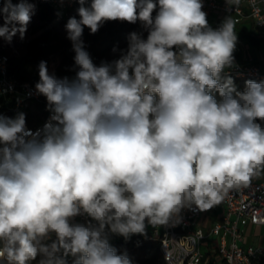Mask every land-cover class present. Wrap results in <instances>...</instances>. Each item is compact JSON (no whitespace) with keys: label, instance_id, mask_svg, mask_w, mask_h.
<instances>
[{"label":"clouds","instance_id":"obj_1","mask_svg":"<svg viewBox=\"0 0 264 264\" xmlns=\"http://www.w3.org/2000/svg\"><path fill=\"white\" fill-rule=\"evenodd\" d=\"M67 2L79 5L65 24L74 75L37 65L47 120L33 131L24 112L0 113V264H133L113 236L179 223L264 174V80L240 90L226 72L230 15L213 28L204 0ZM35 10L0 0V39H23ZM109 21L140 22L147 36L130 32L97 65L83 33Z\"/></svg>","mask_w":264,"mask_h":264},{"label":"built area","instance_id":"obj_2","mask_svg":"<svg viewBox=\"0 0 264 264\" xmlns=\"http://www.w3.org/2000/svg\"><path fill=\"white\" fill-rule=\"evenodd\" d=\"M32 1L36 11L41 3H47L66 14L76 5L67 0L64 3ZM204 11L210 26L215 20L214 25L219 27L230 15L235 26H248L264 36V0H255L254 6L250 0H241L238 10H229L225 0H204ZM226 72L238 79L264 80V65L252 60L242 62L236 58L235 66ZM0 89L6 90L0 95V113L14 117L24 112L29 129L35 131L42 127L49 116L45 98L35 94L30 82H18L11 77L10 58L1 51ZM182 217L179 223L148 226L147 235H140L145 240L160 243L165 264H264V244L250 242L246 234L250 227H264V174L253 178L246 187L229 190L223 201L212 209L204 212L184 210ZM82 219L77 217L78 221Z\"/></svg>","mask_w":264,"mask_h":264},{"label":"trees","instance_id":"obj_3","mask_svg":"<svg viewBox=\"0 0 264 264\" xmlns=\"http://www.w3.org/2000/svg\"><path fill=\"white\" fill-rule=\"evenodd\" d=\"M78 7L79 5L76 3L71 12L62 16L61 12L51 5L41 3L39 10H35L23 39H20L19 34L13 38L10 44L0 39V51L10 58L12 78L18 82H30L34 86L39 79L37 65L41 60L47 61L49 71L55 72L59 77L74 75L72 71L74 52L71 42L67 39L65 24L69 17L77 14ZM121 25H123L121 21L106 22L95 34H90L89 30L85 28L82 39L86 50L97 65L102 61L110 62L117 59L120 51L127 48L128 41L108 45L101 49L94 47L102 35ZM211 27L217 28L215 25ZM143 36L146 38L147 33ZM247 39L253 46L259 45L258 38L249 35ZM114 48L116 51H113ZM234 57L238 58L236 51H234ZM232 77L238 89L243 90L246 79ZM29 121L32 122V118ZM110 243L120 252L126 251L133 264H165L159 242L148 241L142 236L136 235L127 240L120 236H113Z\"/></svg>","mask_w":264,"mask_h":264},{"label":"rangeland","instance_id":"obj_4","mask_svg":"<svg viewBox=\"0 0 264 264\" xmlns=\"http://www.w3.org/2000/svg\"><path fill=\"white\" fill-rule=\"evenodd\" d=\"M61 14L62 16H66V13H61ZM212 23L215 24V20H213ZM133 31L137 33H141L142 35L147 33L145 29L143 28V26L140 24V22H137L136 24H129L127 22H123V25L118 26L114 30L106 32L104 35H102V37L94 45V47L95 49H101L108 45H116V44L123 43L124 41H127L128 34ZM235 31L238 36L240 34V28L235 26ZM246 31H248L247 33H249L250 29H246ZM258 39L261 42L260 49L264 50V36L259 35ZM247 45L248 43H246V41H243V40L241 41V43H238L236 45L235 51L238 53L239 59L242 58L244 54L248 55L249 52L252 55L255 54L254 53L255 48L254 47L252 48V46L250 45H248V48H246L245 46ZM136 235H132V236H136Z\"/></svg>","mask_w":264,"mask_h":264},{"label":"crops","instance_id":"obj_5","mask_svg":"<svg viewBox=\"0 0 264 264\" xmlns=\"http://www.w3.org/2000/svg\"><path fill=\"white\" fill-rule=\"evenodd\" d=\"M214 26V24H212ZM240 28V34L237 36L238 37V43H241V41H246V43H248V45L252 46V48L254 47V55H252L250 52L248 55H245L239 59V55H238V60L242 61V62H247V61H255V62H260L261 65H264V50L260 49V40H259V45L258 46H253L252 44H250V42L247 39V36L251 35L252 37H256L258 38V34L252 30L250 27L248 26H241ZM246 29H250L249 33H247L248 31H246ZM248 45L245 46L246 48H248ZM246 234L249 238V241L256 244V245H263L264 244V227H250L247 229Z\"/></svg>","mask_w":264,"mask_h":264}]
</instances>
